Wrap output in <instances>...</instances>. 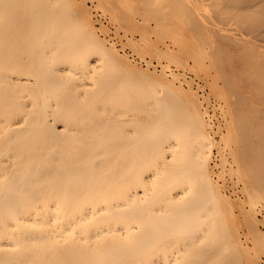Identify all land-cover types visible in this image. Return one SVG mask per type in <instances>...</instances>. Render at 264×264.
Here are the masks:
<instances>
[{
	"label": "bare ground",
	"instance_id": "bare-ground-1",
	"mask_svg": "<svg viewBox=\"0 0 264 264\" xmlns=\"http://www.w3.org/2000/svg\"><path fill=\"white\" fill-rule=\"evenodd\" d=\"M179 1L157 0L166 18L151 33L168 39L159 47L150 22L122 23L113 10L125 31H147L118 46L86 0H0V264H264L241 236L244 220L264 255L261 185L246 172L250 159L264 171V106L253 102L264 98V0ZM117 3L135 14L136 2ZM153 51L169 63L159 71ZM170 63L203 74L225 102L220 140L203 94L178 84ZM241 129L256 133L252 143ZM247 140L261 164L258 149L244 161ZM219 156L221 169L232 158L250 211L227 195Z\"/></svg>",
	"mask_w": 264,
	"mask_h": 264
},
{
	"label": "rangeland",
	"instance_id": "rangeland-1",
	"mask_svg": "<svg viewBox=\"0 0 264 264\" xmlns=\"http://www.w3.org/2000/svg\"><path fill=\"white\" fill-rule=\"evenodd\" d=\"M86 1L89 3V5H90L91 7L93 6V10H96V12H97V13L95 12V14H96V15H95L96 18H97V17H98V18H101L102 21L105 19V20L103 21V23H104V25H105V26L108 28V30H109V34H108V33H107V34L109 35V37H111V39L113 38V40L117 43L118 46L121 45V43L123 44V42H128V41L126 40V37H127L128 40H129L130 37H131V35H132V37L135 38V40H139V38H140V39L144 38V36H146V34H143L142 31H143V32H147V31H145L146 29H145V30H142V28H140L141 26H143V24H145L144 21H146V24L144 25V27H146L147 24L150 22V23H149V24L151 25V26L149 27L150 29L148 28V26H147L146 28H147L148 31L150 30L149 32L151 33V30H153L154 28H156V25H157L158 23H160L161 21H163V20L166 18L165 16H164L165 18L163 17V13H164V12L159 10V9H160V4L157 3V0H131L132 3H133V2H136V5L133 3L134 6H136L135 8H134V6H133V7H129V10L132 9V11H133L132 13L135 12V14H133V15H129V14H131V12L129 13V11H128L127 8H125V7H122V8L119 7V6L121 5V3H117L119 0H109V1H106L107 3H102V1H99V0H98L100 3L103 4V6H104V5H107L109 8H111L110 11H109V10H108V11H103L102 8H101V7H103V6H101L102 4L100 5V4L98 3L97 0H95V1H93V0H86ZM96 1H97V2H96ZM173 1H174V0H173ZM175 1H177V0H175ZM180 1L182 2V1H184V0H180ZM180 1H179V3H180ZM193 1L196 2V0H193ZM104 2H105V1H104ZM170 2H172V1H170ZM122 3H123V1H122ZM184 3H185V2H184ZM182 4H183V3H182ZM172 5H173V4H172ZM176 5L179 6V4H177V3H176ZM180 5H181V3H180ZM98 6H99V7H98ZM107 6H106V7L104 6V8H107ZM121 6H122V5H121ZM127 6H128V5H127ZM173 6H175V5H173ZM173 6H172V7H173ZM177 6H176V7H177ZM183 6H184V4H183ZM109 8H107V9H109ZM123 8H125L127 11H126L125 9H123ZM177 8H179V7H177ZM184 8H185V6H184ZM136 9H137V10H136ZM172 9H174V8H172ZM180 9H183V8L180 7ZM97 10H98V11H97ZM113 10L116 11L117 13L119 12V13H118L119 15H121L122 13L125 14V17L129 15L127 19H126L125 17H124V18H123V17L121 18V20L123 21L122 23L125 22L124 20H126V21H131V19H132L135 23L138 22L139 24H140V22L142 21L143 23L141 22V26L138 24V25H139L138 28L141 29V30H140V29L138 30V31H140V32H136V31H134L136 28H134V29H132V28H128V30H130V29H131V30H130L129 32H128V31H125V29H127V27L129 26L130 23L128 24V26H127L126 24L124 25V24L120 23L121 21L119 20V19H120L119 17H121V16H118L119 19H117V18H116L117 16L115 15V12H114ZM178 10H179V9H177V11H178ZM184 10H185V9H184ZM111 11H113L112 13H114V15L116 16L115 18L110 17V13H111ZM122 11H124V12H122ZM130 11H131V10H130ZM174 11H175V10H174ZM181 11H182V10H181ZM178 12L180 13V11H178ZM185 12H186V10H185ZM105 13H106V16H105ZM120 13H121V14H120ZM99 14L101 15V17H100ZM126 14H127V15H126ZM176 14H177V16H179L178 13H176ZM181 14H184L183 11H182ZM181 14H180V15H181ZM134 16H136V17L133 18ZM182 16H183V15H182ZM102 17H103V18H102ZM108 17H109V18H108ZM113 17H114V16H113ZM129 17H130V18H129ZM138 17L141 18V19H139ZM183 17H184V16H183ZM142 18H143V19H142ZM162 18H164V19H162ZM110 19H111V20H110ZM113 19H114V20H113ZM115 19H117V22H118V23L116 22ZM135 19H136V20H135ZM146 19H147V20H146ZM109 20H110V21H109ZM112 20L114 21L113 24H115L116 26L112 24V22H113ZM194 20H198V19H194ZM119 21H120V22H119ZM115 22H116V23H115ZM195 22H196V21H195ZM197 22H198V21H197ZM162 23H163V22H162ZM164 23H165V22H164ZM98 24H99V22H98ZM106 24H108V25H106ZM119 24H120V25H119ZM131 24H132V23H131ZM118 25H119V27H118ZM123 25L126 26V27H123ZM109 26H110V27H109ZM120 26H122V27H120ZM129 27H130V26H129ZM124 28H125V29H124ZM131 31H132V32H131ZM133 31H134L135 33H137V34H135ZM125 32H126V33H125ZM130 32H131V34H130ZM153 32H154V31H153ZM153 32H152L151 34L148 33L149 36L147 35L149 41H150L153 45L156 44V45L159 46V47H164V45H162V43L165 42L164 44H168V39L166 40V38H163L162 36H161V37H162L165 41L163 42V39L161 38L162 43H161V40H160V39H159L160 41L158 40V41L160 42V44L157 43V42H158V41H157V38H159L160 36L157 35V38H155L156 35L154 36ZM157 32H158V31H157ZM132 33H133V34H132ZM139 33H142L143 35L140 34L141 37H139V36H138ZM154 33H155V32H154ZM127 34H128V35H127ZM156 34H157V33H156ZM118 35L120 36V38H121V36H122V38H121V39H122L121 42L118 41V40H120V38L118 37ZM125 35H127V36L124 38ZM150 35H152V37H151ZM142 36H143V37H142ZM150 37H151L152 40L150 39ZM114 38H116V39H114ZM154 38H155V40H156L157 42H156V41L154 42ZM123 39H124V40H123ZM125 40H126V41H125ZM117 41H118L119 43H118ZM160 45H162V46H160ZM149 48H150V47H149ZM147 50H148L149 53H150V49H146L145 52H146ZM151 50H152V48H151ZM148 51H147V52H148ZM147 52H146V53H147ZM151 53H152V51H151ZM153 53L156 54V56H155L154 54H148V55H149V56H148L149 58L146 57V58L150 59V56L152 55V56H151L152 59H150V61H153V62H152L153 64L151 65V67H152L153 69H155L156 66H157L156 69L159 71V70L162 69V65L169 64L167 60L165 61V59H164V61H163V59H161V56H160V62H161V64L158 63V62H159V58H158L159 55L157 56V53L154 52V51H153ZM145 55H146V54H145ZM154 56L157 57V58L154 59ZM162 58H163V57H162ZM155 60H157V61L155 62ZM170 64H171V66H172V69L175 70V73H178V72H179V75L181 76V77H180V80H177V81H178V84H182V83H183V84H182L183 86H185V87L188 86L187 88H189V85H188V82H189L191 85H194L193 87H194L195 89L197 88L196 91H199V90H200L199 93L201 94V96H202V94H203L204 98H202V99L204 100V107H205L206 109L208 108V113H209V115H210L211 117H213L212 119L214 120L213 123H212V124H213V127H214V132L216 133V131H218V132L216 133L217 135L213 132V136L215 137V139L220 140L221 135L223 134V132H225V130L228 129V127H226V125L223 124V123L226 124V121L224 120L225 118L223 119V121L221 120V118H223L222 115H224V114H221V113H224V111L227 110L225 107H224V108L222 107V105H223L225 102L222 103V102H220V100L218 101V99H220V98H219L217 95L215 96V93H214V92H212L211 94H208V93H210V91H211V89H208V88H210V87H209V86H210V85H209V84H210V83H209L210 81H208V83H205V82L207 81V79L205 78V76L203 77V74L200 73V74L196 75V76H197V77H196L195 74H192V73H193L192 71H190V72H191V73H190L189 70H186V69H184V68L182 69V66H180L181 68H180V70H178L177 67L179 68V66H178V65L176 66V65H175L176 63H175V64L173 63L174 65H173L172 63H170ZM155 65H156V66H155ZM158 65H159V66H158ZM175 66H176V67H175ZM160 67H161V68H160ZM176 69H177V71H176ZM222 69H223V68H222ZM222 69H221V70H222ZM184 70H185V72H184ZM187 71H188V73H187ZM182 72H183V75H182ZM213 73H214V72H213ZM184 74L186 75L185 78H184ZM214 74H216V73H214ZM219 75H220V74H218V76H219ZM194 76H195V78H194ZM200 76H202L203 78H201ZM182 77H183V78H182ZM189 77H190L191 79H193V80H191ZM199 77H200L202 80H201ZM221 77H223V74L221 75ZM221 77L219 76V77L217 78V79L220 81V82L218 83L219 86H221V84L223 85V82H224L223 78H221ZM196 78H198V79H196ZM189 79L192 81V83H191V81H188ZM203 79H205L206 81H205V80L203 81ZM182 80H183V81H182ZM184 80H185V82H186V81H187V82L185 83ZM222 80H223V81H222ZM228 80H230V79L227 78V80H225L226 82H225L224 85L227 86L226 83L228 82ZM181 81H182V83H181ZM202 81H203L204 83H203ZM241 81H243V82L245 83V80H244L243 78H242L239 82H241ZM197 82H198V84H197ZM201 82H202V84H201ZM231 82L235 83V81H232V80H231ZM243 82H241V83L243 84ZM233 83H232V84H233ZM205 84H206V85H205ZM229 84H231L230 81L228 82V86H230ZM197 85H198L199 87H196ZM202 85H203V88H204V89H202ZM208 85H209V86H208ZM244 85H245V84H244ZM207 86H208V87H207ZM233 86H234V87H233ZM233 86H232L233 89H234V88H235V89H240L239 86H238V87L236 86V87H237V88H236V87H235V84H234ZM221 87H222V86H221ZM223 87H224V86H223ZM223 87H222V89H223L222 91H226V90H224L225 88H223ZM226 88H227V87H226ZM205 89H206V90H205ZM228 89H229V87H228ZM233 89L231 88L229 91H232ZM209 90H210V91H209ZM235 91H236V90H233V92H235ZM237 91L240 92V90H237ZM201 92H202V93H201ZM207 92H208V93H207ZM239 92H236V94L239 93ZM225 93H226L225 95L227 96V94L230 93V92H225ZM230 94H231V93H230ZM233 94H234V93H233ZM233 94H232V95H233ZM207 95H208V98H210V99H208V98L206 97ZM210 95H213L214 98H213V96H210ZM228 95H229V94H228ZM237 95H238V94H237ZM237 95H236V99H237ZM203 96H202V97H203ZM238 96L241 97L240 94H239ZM205 97H206V98H205ZM216 97H218V99H217L218 102H217L216 99H215ZM233 97H234V99H233ZM233 97L231 96V98L233 99V101L236 100V99H235V94H234ZM255 97L257 98L258 96H255ZM255 97L253 98V99H254L253 102H254L255 106H256V104H258L259 102L264 106V103H262V102L264 101V98H263L262 100H260L261 98H260V99L257 98V100H255ZM259 97H260V96H259ZM231 98H230V99H231ZM226 99L229 100L228 97H226ZM241 99H242V97H241ZM241 99L239 98V101H237L235 104H237L238 102H241V101H240ZM244 99H245V98H244ZM207 100H208V101L210 100L211 102H210V101L208 102ZM259 100H260V101H259ZM231 101H232V100H231ZM233 101H232V102H233ZM246 101H248V100H245V102H246ZM255 101H256V103H255ZM207 102H208V103H207ZM215 102H216V103H215ZM234 102H235V101H234ZM242 102H243V101H242ZM219 103H220L221 105H218ZM243 103H244V102H243ZM246 103H247V102H246ZM246 103H245V104H246ZM249 103H250V102H249ZM207 104H208V105H207ZM210 104H211V105H210ZM240 104H241V103H240ZM240 104H239V105H240ZM261 104H260V106H261ZM241 105H242V104H241ZM248 105H249V104H248ZM248 105H246V106L244 105V107H247ZM210 106H211V107H210ZM220 106H221V109H222V110L218 109V108H220ZM224 106H226V104H225ZM237 106H238V105H237ZM258 106H259V105H258ZM238 107H240V106H238ZM238 107H237V108H238ZM244 107H243V105H242V107H241L242 109H241V108H239V109H241V110L243 111V108H244ZM261 107H262V106H261ZM216 108H217L218 110H217ZM224 109H225V110H224ZM239 109H238V110H239ZM219 110L222 111V112L220 113ZM223 110H224V111H223ZM244 110H246V108H244ZM215 111H216V112H215ZM248 111H249V110L247 109V110L244 112V114L247 112V116H248ZM262 111H263V112H262V114H263V113H264V110H262ZM212 112H213V114H211ZM239 112H241V111H239ZM251 112H252V111H251ZM219 113H220V114H219ZM225 113H226V111H225ZM241 113L243 114V112H241ZM241 113H238V115L241 114ZM249 113H250V112H249ZM259 113H260V112H259ZM259 113H258V116H259ZM215 114H216V115H215ZM252 114H254V112H252ZM255 114H256V113H255ZM255 114H254V115H255ZM260 114H261V113H260ZM219 115H220V116H219ZM254 115H253V117H254ZM218 116H219V117H218ZM239 116H240V115H239ZM239 116H238V117H239ZM244 116L247 117L246 115H244ZM256 116H257V115H256ZM258 116H257V117H258ZM214 117H215V118H214ZM224 117H225V116H224ZM245 117L243 118V119H244V121H243V120H242V115H241V116L239 117V118H241L240 121L242 120L241 122H246V123H247V121H252V119H251V118H252V115H251V116H250V115L248 116V117H251L250 120H249L248 118H247V119H248V120H247ZM257 117H254V118H257ZM260 117H261V115H260ZM217 118H218L217 121H219L220 123H222V122H223V123L220 124L219 122H216L215 120H216ZM219 119H220V120H219ZM261 119L264 121V116H262ZM246 120H247V121H246ZM255 120H257V119H255ZM253 122H254V125H256L255 123H257V122H255V121H253ZM218 123H219V124H218ZM248 123H249V122H248ZM248 123H247V124H248ZM250 123H251V122H250ZM250 123H249V124H250ZM260 123H261V122H260ZM263 124H264V123H263ZM217 125H218V127H217ZM223 125H224V126H223ZM250 125H251V124H250ZM254 125H252V126H253V127H252L253 130H254V129H257V128H254ZM261 126H262V123H261ZM263 126H264V125H263ZM263 126L261 127L262 129L259 128L260 126H258V129H257V130H259V131H260V130H261V131L264 130ZM220 127H221L222 129H221ZM223 127H226V129L224 128V129H225V130H224ZM248 127H249V128H248ZM256 127H257V126H256ZM216 128H218L220 131H219L218 129L216 130ZM241 128H242V127H241ZM247 128H248V130H251V127H250L249 125H247ZM238 129H240V128H238ZM238 129H237V131H238ZM226 131H227V130H226ZM240 131L243 132L244 130L241 129V130H239L238 133H240ZM255 131H256V130H255ZM259 131H258V132H259ZM219 132H220V134H219ZM221 132H222V134H221ZM227 132H228V131H227ZM246 132H247V130L245 129V132H243L242 134L240 133V135H242V136H246V135L248 134L247 137H245V138H246V139L249 138V141L252 143V140H250V139H251L250 137L256 136V135H255L256 133L254 134V131H251V134H249V133H250V131H249V132L246 134ZM256 132H257V131H256ZM263 132H264V131H263ZM263 132H261V133H263ZM225 133H226V132H225ZM238 133H237V134H238ZM252 133H253V136H252ZM244 134H246V135H244ZM259 134H260V132H259ZM263 134H264V133H263ZM215 135H216V136H215ZM218 135H219V136H218ZM240 135L238 134L239 137H242V136H240ZM248 136H249V137H248ZM261 136H262V135H261ZM261 136H260V138H261ZM257 137H258V136H257ZM263 137H264V136H263ZM242 138H244V137H242ZM242 138H241V139H242ZM258 138H259V137H258ZM258 138H256V139H258ZM256 139H255V140H256ZM255 140H254V141H255ZM261 140H264V138H261ZM261 140L258 139L257 142H260ZM249 141L247 140V141L245 142V145H246V143L250 144ZM254 141H253V143L256 142V141H255V142H254ZM241 142H242V141H240V143H241ZM261 142H262V141H261ZM263 142H264V141H263ZM242 144H244V143H242ZM248 144H247L246 146H248L247 148H248L249 150L245 149L246 147L244 148L245 145H244V146L241 145V147L243 146V148H242V149H244L243 151H245V150L248 151L247 153H246V152L243 153V154H244V157H245V158H244V161H248L249 158H252V157L255 158V154L252 153V152L254 151L255 148L253 147V149H252V148H251L252 146L250 145V146H251V147H250ZM255 144H257V143H255ZM260 144L263 145L264 143H260ZM253 146H254V145H253ZM257 146H259V144H258ZM249 147L251 148V150H250ZM263 147H264V146L261 147V145H260V150L262 149V151L264 152ZM257 149L259 150V147H258V148L256 147L254 153H256V152L258 151ZM252 150H253V151H252ZM256 150H257V151H256ZM260 150H259V151H260ZM251 151H252V152H251ZM249 152L251 153V157H250ZM245 153L247 154V156H249L248 158L245 156V155H246ZM257 153H258V156H257ZM257 153H256V158L259 157V156H261V151H260V152H257ZM259 153H260V155H259ZM262 155H263V153H262ZM263 157H264V156H263ZM263 157L261 156V158H263ZM218 158H219V159H218ZM218 158H216L217 163H218V166H217V167H218V169H217L218 171H217V172L221 174V179H222V181H223V183H222V182H221V183L225 185V189H226V193H227V195H228V196L230 195V197L232 196L231 198H232L233 200L236 199L237 201H238V200L240 201L241 199H242V200L245 199V200L247 201V203H245V204H246V205H245V206H246V207H245V208H246V211H247V212H248V210L250 211V209H251V207H252V206H251V203H250V198L247 199L248 197H246V196L244 195V194H246V193H245V189H243V188L245 187V184L243 183V184H244V187L242 188L241 186H242L243 184H242V181H240L241 179H239L240 177H238V176H239L238 173H236L235 171H232V170H231V167H232V166H231V164H232L231 160H232V158H229L230 162H227V163H225V164L222 165V168H223V169H221V168L219 167V164L222 163V161H220V163H219V160H221V157L219 156ZM253 158H252V159H253ZM256 158H255V161H256V160H257V161H260V160H261L260 157L257 158V159H256ZM245 159H246V160H245ZM258 159H259V160H258ZM242 160H243V159H242ZM250 160H251V159H250ZM250 160L246 163L247 165L249 164V165H248V168L252 165L251 163H249ZM262 161H263V160H262ZM242 162H243V161H242ZM243 163H244V162H243ZM243 163H242V164H243ZM255 163H258V162H255ZM246 164L244 163L243 165H246ZM250 164H251V165H250ZM253 164H254V161H253ZM260 164H261V161H260ZM260 164H259V165H260ZM220 165H221V164H220ZM247 165H246V168H247ZM262 165H264L263 162H262ZM262 165L260 166V169L263 170V169H264V168H263L264 166H262ZM224 166H225V167H224ZM253 166H254V165H253ZM253 166H252V167H253ZM257 166H258V164L255 165V167H257ZM244 167H245V166H244ZM252 167H250L252 170L247 168V171H246L247 173H249V175L252 176V177H249V180H250V178H251V179H252V178H256V179H258V181L254 180V179H253L252 181H256L257 184L261 185V186H260L261 189H263V188H264V183H261V181L264 182V180H262V179L260 178V176L262 177V175H264V171H261V170H260L261 173H262V175L259 176L260 171H259V173H258V172H254V171H253V168H255V167H253V168H252ZM257 168H259V166H258ZM257 168H255V171H257V170H256ZM229 169H230V172H229ZM219 170H220V171H219ZM221 170H223V172H221ZM225 170H226V171H225ZM249 170H250V171H249ZM258 170H259V169H258ZM225 173H226V174H225ZM255 173H257V174H255ZM222 174H225L226 176H224V175H222ZM249 175H248V176H249ZM246 176H247V174H246ZM222 177H223V178H222ZM232 178H233V179H232ZM221 179H220V180H221ZM225 179H227V181H226ZM235 179H236V180H235ZM238 179H239V180H238ZM247 179H248V177H247ZM249 180H248V181H249ZM225 182H226V183L228 182V183L226 184ZM240 182H241V183H240ZM256 182H255V183H256ZM258 182H260L261 184L258 183ZM229 183H230V184H229ZM250 183H251V182H250ZM237 184H238V186L236 187L235 185H237ZM251 184H252V183H251ZM231 185L234 187V188L231 187L232 190H231V188H230ZM259 185H256V186H259ZM228 186H229V187H228ZM235 187H236L237 189H236ZM254 188H255V187H254ZM256 188H257V187H256ZM240 189L242 190V192L240 191ZM261 189L259 188V189H257V191H256V192H258V190L262 191V192L259 191L260 193H259V192L257 193L258 195L262 193V194H261L262 196L260 195L261 198L258 199V200H260L261 203H260V202H259V203L256 202V203H257V204H256V205H257V206H256V210H257V212H258V210H259V212H258V223H259L258 227H259L260 231H261V232L263 231L262 233H264V226H263V225H264V222H263L262 224H260V223H261V220L264 221V219H263V217H264V216H263V215H264V197H263V195H264V191H263V190H264V189H263V190H261ZM236 190L238 191V192H237L238 195L235 193ZM231 191H232V192H231ZM228 192H229L230 194H228ZM239 192H240V193H239ZM234 193H235V194H234ZM232 194H234V195H232ZM236 195H237L239 198H237ZM246 195H247V194H246ZM243 196H244V199H243ZM247 196H248V195H247ZM240 197H241V198H240ZM234 198H235V199H234ZM262 201H263V202H262ZM238 206H239V205H237L236 208H235V210L237 209V210H236V214L238 215V217H240L239 219L242 220V219H244V217H243V216H244V213H242V211H244V210H242L241 208L238 209ZM260 213H261V214H260ZM240 215H241V216H240ZM260 215H261V216H260ZM243 223H244V220H243L242 223H241V226L244 227L243 229L241 228V232H243V233H241V236H244V237H242L243 241H244V242H247V243H245V244H246L249 248H250V247L252 248V252L254 253V255H255L256 257L258 256V258L260 257L261 261L263 260L262 262H264V255H261V256L259 255V254H262V253H260V250L262 251V249H260V247H259L260 250H259L258 248H257V250L254 249V246H255L254 243H256V242H253V238H254V240H255V235L253 234V232H250L251 228H250L249 224L247 223V221L245 222L246 224H245V223L243 224ZM244 225H245L246 227H245ZM244 231L247 232V233H245ZM249 233H250V235H249ZM251 233H252V236L254 235L253 237L251 236ZM247 236H249V237L247 238ZM251 237H252V240H251ZM246 238H247L248 240L250 239L252 242H250V240H249V242H248V240H247ZM246 240H247V241H246ZM252 244H253V245H252ZM252 246H253V247H252ZM262 248H263V247H262ZM254 250H256L257 252L259 251V254H258L256 251L254 252ZM263 250H264V249H263ZM263 253H264V251H263ZM256 254H257V255H256Z\"/></svg>",
	"mask_w": 264,
	"mask_h": 264
}]
</instances>
